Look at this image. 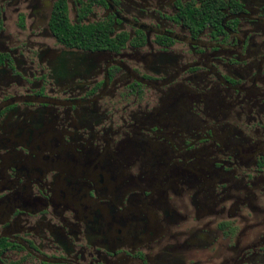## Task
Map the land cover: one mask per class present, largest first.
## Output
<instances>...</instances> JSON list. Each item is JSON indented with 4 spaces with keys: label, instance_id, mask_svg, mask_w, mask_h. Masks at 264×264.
Masks as SVG:
<instances>
[{
    "label": "flooded vegetation",
    "instance_id": "flooded-vegetation-1",
    "mask_svg": "<svg viewBox=\"0 0 264 264\" xmlns=\"http://www.w3.org/2000/svg\"><path fill=\"white\" fill-rule=\"evenodd\" d=\"M0 264H264V0H0Z\"/></svg>",
    "mask_w": 264,
    "mask_h": 264
},
{
    "label": "trees",
    "instance_id": "trees-1",
    "mask_svg": "<svg viewBox=\"0 0 264 264\" xmlns=\"http://www.w3.org/2000/svg\"><path fill=\"white\" fill-rule=\"evenodd\" d=\"M60 16L57 14L56 16H55V19H56V22H58L59 23V21H60Z\"/></svg>",
    "mask_w": 264,
    "mask_h": 264
}]
</instances>
